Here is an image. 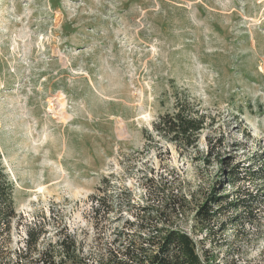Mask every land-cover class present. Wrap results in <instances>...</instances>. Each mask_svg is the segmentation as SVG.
Listing matches in <instances>:
<instances>
[{
    "label": "rangeland",
    "instance_id": "1",
    "mask_svg": "<svg viewBox=\"0 0 264 264\" xmlns=\"http://www.w3.org/2000/svg\"><path fill=\"white\" fill-rule=\"evenodd\" d=\"M173 84L217 118L199 144H221L211 163L154 131L174 104ZM0 152L17 211L2 264H108L122 222L96 225L90 195L113 173L142 199L150 167L186 197L176 225L200 254L264 264V205L255 217L222 207L207 234L193 211L210 196L263 187L227 185L221 160L264 161V0H0ZM34 224L41 238L20 260Z\"/></svg>",
    "mask_w": 264,
    "mask_h": 264
},
{
    "label": "trees",
    "instance_id": "2",
    "mask_svg": "<svg viewBox=\"0 0 264 264\" xmlns=\"http://www.w3.org/2000/svg\"><path fill=\"white\" fill-rule=\"evenodd\" d=\"M172 87L174 104L154 123L155 133L173 142L176 150H183L184 155H189L192 160L211 163V158L218 155L221 144L209 136L206 137L205 152L199 144L204 130L215 126V114L203 108L202 102L185 89L174 84ZM147 136L153 138V134ZM221 162L225 172L223 181L233 188L239 189L240 184L247 180H264V161L261 159L255 164L231 162L225 158ZM114 176L113 173L104 176L96 191L90 195L96 225L109 217L122 222V229H115L113 242L117 248L107 249L108 264H213L207 250L200 254L194 238L176 225V217L185 212L187 200L184 194L172 191L173 182L164 170L150 167L144 171L139 183L145 193L142 199H135L126 183L112 182L111 177ZM262 183L260 191L247 190L237 198L210 196L193 210L194 225L199 227L200 233L207 234L212 222L221 215L222 207L237 212L242 208L250 217H255L254 206L264 205V181ZM126 213L131 218H125ZM16 217L14 186L0 152V261L11 242ZM241 217H244L243 213L228 217L222 223L223 230L227 224L235 223ZM41 235L36 224L29 227L25 248L18 254L20 260L21 255H28L37 246ZM68 241L66 236L60 235L57 243L65 251L70 248ZM45 253L42 251L43 255Z\"/></svg>",
    "mask_w": 264,
    "mask_h": 264
}]
</instances>
